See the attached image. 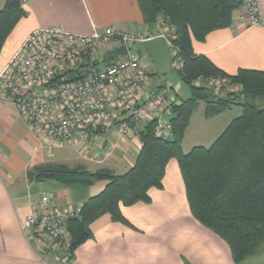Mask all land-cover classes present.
Here are the masks:
<instances>
[{
  "label": "crops",
  "instance_id": "1",
  "mask_svg": "<svg viewBox=\"0 0 264 264\" xmlns=\"http://www.w3.org/2000/svg\"><path fill=\"white\" fill-rule=\"evenodd\" d=\"M3 3L0 0V9ZM259 4L258 25L248 26L241 19V3L233 12L229 27L209 32L202 41L192 40L193 52L206 56L229 75L239 69H264V0H259ZM20 5L24 16L0 50V70L25 36L38 27H61L77 34L107 27L134 34H157L152 23H144L136 0H31ZM136 44L143 49L141 43ZM141 50L136 51L144 56L148 90L168 88L167 84L154 81L156 69L149 68L152 62ZM115 57L116 53L112 56L111 51L100 49L94 60L76 64L74 71L82 75L97 71ZM169 88L175 102L182 99ZM109 89L114 92L116 87ZM233 109L206 118L203 108V128L197 130V142L192 147L210 145L241 113L240 108ZM170 113L167 108L165 114ZM125 115L122 112L121 116ZM116 125L113 122L89 128L58 145L47 142L10 100L0 97V264H50L36 256L32 248L35 238L26 237L20 229V222L41 196H48L50 209L63 210L81 205L106 185V181L90 186H65L53 179L29 182L26 171L33 165L53 162L69 167L83 165L88 170L107 167L116 174L124 173L133 165L141 144L136 132L119 136ZM147 194L149 202L120 206L128 224L112 220L109 214L99 216L89 225L91 236L73 250L72 261L53 264H264V243L254 254L236 263L227 243L194 218L174 158L165 166L162 187H151Z\"/></svg>",
  "mask_w": 264,
  "mask_h": 264
},
{
  "label": "trees",
  "instance_id": "2",
  "mask_svg": "<svg viewBox=\"0 0 264 264\" xmlns=\"http://www.w3.org/2000/svg\"><path fill=\"white\" fill-rule=\"evenodd\" d=\"M136 2L144 23L151 24L162 18L174 27L171 44L181 66L173 70L190 88L187 98L170 104L169 137L157 136L155 120L147 121L136 132L141 146L134 163L121 174L107 167L88 170L83 165L69 167L46 162L30 167L26 177L29 182L53 179L65 186H90L106 181L103 190L85 200L78 215L68 221V246L73 252L91 236L89 225L99 216L109 214L112 220L128 224L120 206L149 202L148 189L162 187L165 166L174 158L190 212L227 243L234 262L239 263L264 243V106L256 104L258 99L264 100V69H239L233 75L226 74L206 56L195 54L192 40L202 41L209 32L229 27L233 12L242 1ZM20 3V0H4L0 9V50L24 16ZM90 66L94 68L93 63ZM87 74L82 75L76 70L70 73V79L81 80ZM199 77L225 79L237 90L215 94L207 84L194 83ZM200 101L205 103L206 118L229 109L231 105H239L242 110L210 145H196L184 153L182 139Z\"/></svg>",
  "mask_w": 264,
  "mask_h": 264
},
{
  "label": "built area",
  "instance_id": "3",
  "mask_svg": "<svg viewBox=\"0 0 264 264\" xmlns=\"http://www.w3.org/2000/svg\"><path fill=\"white\" fill-rule=\"evenodd\" d=\"M31 0H20L26 2ZM241 19L248 26L260 23L259 0H241ZM20 3V4H21ZM157 34H134L107 27L88 34H77L61 27L31 30L0 70V97L10 100L30 126L40 130L47 142L58 145L92 127L120 121L119 136L137 132L149 120H155L157 136L169 137L171 124L165 114L175 96L170 88L152 90L147 86L144 56L130 47L163 36L171 51L172 69L181 66L171 44L174 27L166 20H156ZM120 46L125 54H117ZM100 49L116 57L106 66L89 72L81 80H71L74 66L95 58ZM175 64V65H173ZM215 94L234 92L237 87L218 77L197 78ZM116 87L114 92L109 88ZM122 112L127 115L121 116ZM47 195L33 202L30 213L20 222L26 237H34L32 248L46 262L69 263L67 224L80 212L81 205L50 209Z\"/></svg>",
  "mask_w": 264,
  "mask_h": 264
},
{
  "label": "rangeland",
  "instance_id": "4",
  "mask_svg": "<svg viewBox=\"0 0 264 264\" xmlns=\"http://www.w3.org/2000/svg\"><path fill=\"white\" fill-rule=\"evenodd\" d=\"M152 25H153L152 26L153 30L158 29L156 22H153ZM130 49L132 51L141 50L139 44L132 45L130 47ZM141 51H144V49H142ZM146 63H148V64L150 63L148 61V59L146 60ZM173 65H175V64H173ZM149 66H150L149 68L151 70L155 68L152 63ZM154 76H155L154 81L156 83L161 84V82H162L163 85L167 84L168 88L171 87L172 89H174V91L176 92V94H178V96L180 98L185 99L187 97V94L189 95V93H190L189 85L187 83L183 82L173 69L166 74H163V75L155 74ZM165 88H167V87L162 86L160 89H165ZM256 104L258 107H262V106H264V100L258 99L256 101ZM204 106H205V103L200 101L197 103V107L193 111L191 121H190V125H189L187 131H185L184 137L182 139V146H183L184 153L189 151L188 149H190L192 147L193 143L197 142V140H195V138H194L195 136H197L196 132L198 129L203 128L202 109L204 108ZM230 108H234L233 110H236L238 108L241 109V107L239 105H231Z\"/></svg>",
  "mask_w": 264,
  "mask_h": 264
},
{
  "label": "water",
  "instance_id": "5",
  "mask_svg": "<svg viewBox=\"0 0 264 264\" xmlns=\"http://www.w3.org/2000/svg\"><path fill=\"white\" fill-rule=\"evenodd\" d=\"M141 47L154 65L157 74L163 75L172 70L170 48L163 36H154L142 41ZM117 54H125L126 48L120 46L116 49Z\"/></svg>",
  "mask_w": 264,
  "mask_h": 264
}]
</instances>
